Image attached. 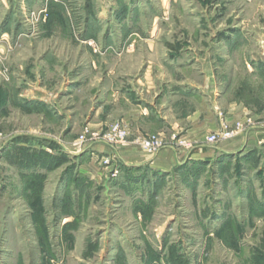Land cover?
I'll use <instances>...</instances> for the list:
<instances>
[{
    "label": "rangeland",
    "instance_id": "obj_1",
    "mask_svg": "<svg viewBox=\"0 0 264 264\" xmlns=\"http://www.w3.org/2000/svg\"><path fill=\"white\" fill-rule=\"evenodd\" d=\"M179 64L214 82L212 133L264 112V0H0V264H264L263 140L170 171L99 152L118 76Z\"/></svg>",
    "mask_w": 264,
    "mask_h": 264
},
{
    "label": "crops",
    "instance_id": "obj_2",
    "mask_svg": "<svg viewBox=\"0 0 264 264\" xmlns=\"http://www.w3.org/2000/svg\"><path fill=\"white\" fill-rule=\"evenodd\" d=\"M149 70L150 67L145 76L138 78L131 74L118 76V83L113 84L112 96L116 102L113 110L116 119L129 126L131 141L117 147L100 145L99 152L115 153L121 163L129 166L148 165L170 171L183 160L207 154L209 149L204 152L202 144L220 127L218 95L211 78L203 92L188 82H180V64L175 78L154 72L150 77ZM226 112L224 127L232 129L240 124L243 131L231 140L220 142L217 148L234 151L264 141V123L260 122L263 111L232 101ZM148 134L161 135L165 147L151 153L135 142L136 137Z\"/></svg>",
    "mask_w": 264,
    "mask_h": 264
},
{
    "label": "built area",
    "instance_id": "obj_3",
    "mask_svg": "<svg viewBox=\"0 0 264 264\" xmlns=\"http://www.w3.org/2000/svg\"><path fill=\"white\" fill-rule=\"evenodd\" d=\"M261 123H264V115L260 118ZM243 131V127L237 124L236 129L225 128L223 131L218 133L209 134L206 138L205 143L210 146H216L224 140H231L238 136ZM88 132L83 135L81 143L87 140ZM95 138L100 137V134H94ZM130 128L127 124L117 122L111 125L102 137L103 142L111 146H120L129 142L131 139ZM93 137V138H94ZM135 142L140 144L144 149L151 153H157L165 147L164 140L159 134H148L145 136H139L135 138ZM183 145V142L180 143ZM117 158V156H116Z\"/></svg>",
    "mask_w": 264,
    "mask_h": 264
},
{
    "label": "trees",
    "instance_id": "obj_4",
    "mask_svg": "<svg viewBox=\"0 0 264 264\" xmlns=\"http://www.w3.org/2000/svg\"><path fill=\"white\" fill-rule=\"evenodd\" d=\"M23 162L28 163L29 166L36 165L52 170L65 163V160L64 157L50 154L44 150H34L33 154H26L24 156Z\"/></svg>",
    "mask_w": 264,
    "mask_h": 264
}]
</instances>
